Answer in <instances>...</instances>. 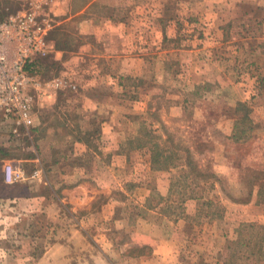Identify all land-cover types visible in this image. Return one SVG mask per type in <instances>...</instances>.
Listing matches in <instances>:
<instances>
[{"label": "rangeland", "instance_id": "rangeland-1", "mask_svg": "<svg viewBox=\"0 0 264 264\" xmlns=\"http://www.w3.org/2000/svg\"><path fill=\"white\" fill-rule=\"evenodd\" d=\"M212 3L0 0V18L31 8L45 20L55 43L45 70L68 80L36 107L31 128L38 151L52 163L72 139L88 141L95 175L89 208L61 207L50 182L34 180L32 191L43 195L46 212L39 200L33 209L22 199L0 211V264H173L172 239L181 249L175 264H226L241 224H256L263 236L264 76L256 63L264 38L251 24V38L242 41L248 51L198 54L201 13ZM219 20L224 41L235 39L239 22L231 9L220 7ZM105 39L121 42L123 52L108 51ZM206 57L220 67L200 68ZM256 75L259 98L242 99L251 84L234 81L248 83ZM202 103L204 115L195 109ZM110 129L118 134L108 138ZM73 162L69 167L79 176L85 162L80 156ZM78 178L75 185L84 182ZM252 248L235 264H264Z\"/></svg>", "mask_w": 264, "mask_h": 264}, {"label": "crops", "instance_id": "crops-1", "mask_svg": "<svg viewBox=\"0 0 264 264\" xmlns=\"http://www.w3.org/2000/svg\"><path fill=\"white\" fill-rule=\"evenodd\" d=\"M207 1V0H206ZM213 1V8L209 11L206 10V12L201 13L202 22L204 23L203 29H202V37L198 39L197 48L195 49L198 54H202V56H205L208 53H218L219 51H225L226 54H233V53H242L244 50L248 51L247 46L243 45L247 39H250L251 36H249V29L251 24L257 25L259 34H262V37L264 38V0H209ZM220 7L230 8L233 15L237 17L238 26L236 27V34L233 35L235 39L224 41V35L221 30H219V27L222 23H218L220 21ZM7 17L3 18L6 19ZM234 18V17H233ZM0 19V20H3ZM235 19H233L234 22ZM156 29L152 28L153 30ZM107 32V31H105ZM154 36V35H153ZM259 36V35H258ZM257 36V37H258ZM158 35H155L152 38H156ZM260 37V36H259ZM243 41V44H242ZM55 44V43H54ZM111 49H110V47ZM122 43H112L109 44L106 42L105 39V46L108 51H116L119 50V52L122 51ZM228 51V52H227ZM118 52V51H117ZM248 53V52H247ZM260 54V57H262V60L256 63V67H259L261 75L264 76V51H258ZM115 55H107L105 58L109 59ZM137 59V58H136ZM140 59V58H138ZM255 60V59H254ZM239 61V60H238ZM217 59L208 58L206 57V61L202 64H198L200 68L204 67H220L218 64ZM201 75V73L199 74ZM113 80H116L113 78V76H107ZM109 80V79H108ZM107 80V81H108ZM207 78L203 81L205 82ZM257 80L256 77H252L251 80L248 81V83H245L241 80L234 81L237 83V85H247L251 84V89H245L240 92L241 98H249V100H256L259 98V95H255L254 91V82ZM88 84L92 82L91 79L87 80ZM117 81V80H116ZM233 83V82H232ZM85 85V86H86ZM243 91L244 94H243ZM254 91V92H253ZM82 94V93H81ZM256 97V98H255ZM82 98V97H81ZM80 98V99H81ZM79 99V100H80ZM85 103V110L86 115L88 116L89 113V104H91L90 98H84ZM205 102V101H204ZM40 104V102L38 103ZM205 103H202L201 105L195 106V109H197L199 114H206V110H204ZM38 109V108H37ZM37 114V112H36ZM35 123V119H34ZM33 123V125H34ZM14 127H16L12 121L4 120L2 117H0V211H5L4 208L6 206H14V204L22 199L31 208L32 206L35 209V202L41 203V206L39 209L44 208L43 211L46 212V209H48L47 205L45 204V201L43 199V195L39 193H34L32 191V184L34 183V180L36 181V184L39 186H43L46 183V180L50 182L52 185L51 191L54 194V201L59 203L61 207L67 208L68 210L72 211H78L79 209H85L89 208V202H91L94 198L93 192L94 187L93 184H91L90 180L92 177H94L93 169L94 166L92 164L93 161V155H92V161L90 164L91 167V175L89 172V153L93 152L92 148H90V145L88 141L82 140V139H72L70 143V150L68 152H60L58 153V156L55 157V160L50 163L47 161L46 156L40 151H38L39 147L37 146L36 142L34 141L33 133L36 132L35 130H32V128L29 130V133L25 132V129L20 128V133L15 134L14 133ZM102 132L105 134L106 127L102 126ZM111 134H118L116 129H110L108 130V138ZM118 144H114L118 148L121 147L119 142L120 136L118 137ZM117 142V141H116ZM114 141V143H116ZM112 141H110L108 144H111ZM78 156L82 158V161L85 162V165L83 166V169L80 170L79 176L78 174H74V168L69 167V162L73 166L74 160L78 159ZM7 163H12L16 169L23 170L25 172V177L18 183L14 184H8L4 181V167ZM32 167L30 170L27 169V167ZM52 169L54 170L53 175H50L52 173ZM35 171H39L40 175L34 177L33 174ZM29 172V173H28ZM90 176V178H89ZM78 177H81V180L84 181L79 185H75L74 180ZM57 181V184L55 185ZM80 178H78L79 180ZM76 180V181H78ZM74 182V185H73ZM62 187L60 191L57 189L58 187ZM4 187H12V188H18V189H24L23 194H4ZM46 199V198H45ZM70 203L73 205V207H69L67 204ZM46 205V206H45ZM62 208V210H63ZM76 220V219H75ZM1 222V221H0ZM185 223V221H184ZM78 226V224H76ZM70 232H73V230H70ZM68 239L66 241H72L71 235L67 236ZM180 247L178 245V241L175 239L170 240V262L179 261L180 259Z\"/></svg>", "mask_w": 264, "mask_h": 264}, {"label": "built area", "instance_id": "built-area-1", "mask_svg": "<svg viewBox=\"0 0 264 264\" xmlns=\"http://www.w3.org/2000/svg\"><path fill=\"white\" fill-rule=\"evenodd\" d=\"M48 34V24L31 8L0 20V117L12 121L15 134L20 128L29 133L38 103L54 97L68 84L62 75L45 79L29 70V64L55 50ZM24 174L12 163L4 167L8 184L20 182ZM39 175V171L33 174Z\"/></svg>", "mask_w": 264, "mask_h": 264}, {"label": "trees", "instance_id": "trees-1", "mask_svg": "<svg viewBox=\"0 0 264 264\" xmlns=\"http://www.w3.org/2000/svg\"><path fill=\"white\" fill-rule=\"evenodd\" d=\"M8 17V16H7ZM5 18V17H3ZM0 18V19H3ZM259 24L257 23V26ZM51 39V38H50ZM51 55V54H49ZM48 55V56H49ZM47 57V56H46ZM46 57L43 58H37L36 61H33L31 64H29V70L32 73H38L42 78H50L52 75H49L48 71H46ZM264 80V79H263ZM264 83V81H263ZM159 162V156H156L153 160L152 163L155 165V163ZM188 163L195 168V164L191 161L188 160ZM168 164H165L163 167L167 166ZM162 167V168H163ZM259 194L264 195V190L263 188L260 190ZM254 228H257L258 231L261 229V227H258L256 224H241L239 228L237 229V241L235 243H230L228 250L232 253V258L227 255V258L224 259V262L226 264H235V261L237 262L238 260H245L246 259V254L249 249L256 248V261L262 260V256H264V234L263 236H260L262 234L261 232L256 234L255 232H252ZM255 246V247H254ZM252 248V249H253ZM258 252V253H257ZM255 253V252H254ZM258 254V255H257ZM145 255L144 252L137 253V256H142Z\"/></svg>", "mask_w": 264, "mask_h": 264}]
</instances>
